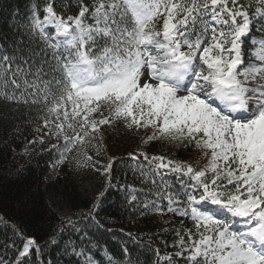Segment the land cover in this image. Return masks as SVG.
<instances>
[{"label":"snow or ice","instance_id":"6c2138e0","mask_svg":"<svg viewBox=\"0 0 264 264\" xmlns=\"http://www.w3.org/2000/svg\"><path fill=\"white\" fill-rule=\"evenodd\" d=\"M77 3L79 14L68 16L67 20L58 16L51 4L46 7L47 19L55 24L57 34L71 37L69 42L77 49L76 62L63 65L66 82L57 81L63 85L60 102L50 111L65 108L62 113L65 121L70 116L73 120L82 116L77 123L87 136L90 135L87 129L94 133L99 125L110 123L108 118L89 119L103 107L111 117L128 121V127H154L156 132L149 139L156 138V133L188 138L205 149L206 156L207 150H211L204 170L194 171L190 165L179 163L171 169L185 171L197 181L193 187L203 189L199 200L186 193L191 218L200 233L190 259L196 264H264V208L261 207L264 205V99H259L255 110L249 112L247 96L249 91H259L264 97V88L245 86L249 76H264V37L258 41V52L251 53L261 64L249 63L239 69L244 63L241 38L249 35L255 17L264 18V0H260L261 7L252 18L239 0H110L107 7L98 2L93 15L96 25H104L102 28L86 27L88 7L81 0ZM125 17L130 18L131 27ZM160 17L164 19L162 30L158 31L155 21ZM68 21L79 30L78 36L73 35ZM35 26L40 28V23L37 21ZM259 30L264 32V23ZM94 33L109 38L110 44L91 57L83 46L86 41H94ZM144 69L148 79L141 86ZM10 72L15 77L24 69L17 65L13 71L11 64H7L5 80ZM240 75L244 81L238 78ZM11 82L16 83L15 79ZM181 89L187 94L178 96ZM217 99L224 109L213 106ZM67 102L72 105L71 113L66 109ZM57 127L62 131L64 125ZM67 127L75 131L73 123ZM65 140L75 147L83 142V137L77 134L74 139L65 136ZM144 159L149 158L145 155ZM152 160L157 170L172 165L171 161L164 163L163 157ZM110 169L111 164L106 171ZM208 172L213 174L212 178L207 176ZM222 178L234 186V192L217 191L222 187L217 181ZM178 195L167 194L168 211H174L172 204L177 203ZM205 202L233 217L248 218L255 226L244 233L230 230L229 223L217 219L216 214L192 207ZM34 243L28 241L29 245Z\"/></svg>","mask_w":264,"mask_h":264},{"label":"trees","instance_id":"16d2710c","mask_svg":"<svg viewBox=\"0 0 264 264\" xmlns=\"http://www.w3.org/2000/svg\"><path fill=\"white\" fill-rule=\"evenodd\" d=\"M98 2L108 4L110 0H81L90 10ZM239 3L250 18L261 7L260 0ZM49 4L65 20L79 14L77 0H0V264H196L190 257L200 233L191 218L186 193L199 200L203 189L193 187L197 181L185 171L171 169L179 163L190 165L194 171L204 170L211 152L207 150L205 155L207 163L195 165L198 153L188 138L175 151L174 162L167 169L157 170L152 160L157 153L154 143L145 153L148 160L145 155H119L111 163L99 199L83 200L75 193L68 218L60 217L48 201L45 178L50 168L76 155L77 144L71 147L65 136L74 139L79 134L86 141H96L100 136V132L90 129L86 130L90 135L85 136L77 121L71 116L65 121L62 113L59 122L65 124V131L46 125L51 122L50 109L60 102L63 85L57 81L66 82L63 65L75 63L77 51L66 39L55 37L53 30L45 29L42 35L35 26L45 19ZM116 18L119 21L120 15ZM125 22L131 27L129 17ZM68 23L75 27L71 21ZM262 23L264 18L255 17L249 35L241 38L244 63L240 70L249 63H260L251 53L260 48ZM94 37L83 46L91 57L110 44L102 34L94 33ZM5 56L10 59L3 60ZM9 63L13 71L19 65L24 72L15 77L10 72L5 80L4 69ZM67 122L73 123L75 131L67 127ZM212 175L207 173L209 178ZM217 183L222 185L219 192L235 191L226 179ZM168 193H179L171 212ZM192 207L216 214L233 231L244 233L255 226L248 218L233 217L207 202ZM29 240L35 243L29 245Z\"/></svg>","mask_w":264,"mask_h":264},{"label":"rangeland","instance_id":"374dc122","mask_svg":"<svg viewBox=\"0 0 264 264\" xmlns=\"http://www.w3.org/2000/svg\"><path fill=\"white\" fill-rule=\"evenodd\" d=\"M105 5L107 7L106 3ZM94 8L91 10L88 8V13H86V18L84 19V25L86 27L91 25L93 27L102 28L104 26L103 24L96 25L93 15ZM47 16L48 14H46L45 19L40 24L39 32H41V28L43 31L45 29H51L54 31L55 37L64 38L67 40V43H70L71 37H66L62 34L58 35L55 24L50 22ZM163 19L164 17H160L155 21L156 30H162ZM71 28L73 30V35L78 36L79 30L75 29V27ZM143 71L145 75L141 77V86L145 80L148 79L147 69ZM149 82L156 83L153 80H149ZM246 85L250 86V89L259 90L264 88V76L257 75L254 78L249 76ZM186 94L187 93L183 89L177 93L178 96ZM201 98H204L203 95ZM248 98V110L252 109V107L256 108L257 101L259 99H264V97L259 95V91L256 93L252 92ZM213 106L218 107L214 102ZM218 108L224 109V107ZM66 109L71 113L72 105L70 102L66 103ZM64 110L65 108H60L58 112H53L50 119L51 122H48L46 125L54 126L60 132L65 131V124L59 122L60 113H63ZM101 112L103 113L102 116L100 114ZM104 118H108L110 123L98 126V131H96L100 132L98 139L96 141L83 140L82 143H77L75 147L76 155L73 156L72 160H68L67 162L61 160L57 162L50 168L45 178L47 199L62 218H68L71 215V204L75 193L83 200L96 201L99 199L108 180L109 170L106 171V168L119 155H129L138 158L145 155L150 144L154 143V145L156 144L155 148L157 150L154 156L163 157L164 161H171L173 163L175 151L182 146L185 140V138H173L171 136L160 135L159 133H156V138L149 139V137H152L156 132L154 127L135 125L128 127V121L111 117L110 113L103 107H101L99 112L89 117L90 120L94 119L96 121ZM81 119L82 116L75 118L76 121H80ZM60 124L64 125L62 131L57 127ZM191 143H194L198 153L194 161V163L196 162L195 165L198 163H207L208 161L204 153L205 149L198 147L195 140H191ZM209 151L211 152V150ZM89 157L90 159H88Z\"/></svg>","mask_w":264,"mask_h":264}]
</instances>
